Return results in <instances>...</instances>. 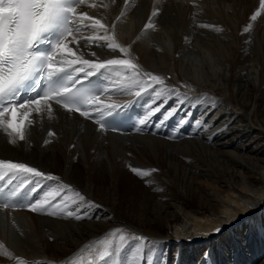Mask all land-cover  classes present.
Here are the masks:
<instances>
[{
	"label": "bare ground",
	"instance_id": "1",
	"mask_svg": "<svg viewBox=\"0 0 264 264\" xmlns=\"http://www.w3.org/2000/svg\"><path fill=\"white\" fill-rule=\"evenodd\" d=\"M260 4L85 0L81 12L106 30L89 27L67 37L60 59H127L138 68L109 66L110 91L95 101V119L48 101L40 112L33 106L0 117V159L59 177L8 175L18 189H39L34 203L44 210L0 206V261L132 264L133 254L134 264H264ZM110 43L119 47L113 51ZM127 102H137L157 130L170 128L129 135L102 130L98 115ZM13 121L25 140L5 130Z\"/></svg>",
	"mask_w": 264,
	"mask_h": 264
},
{
	"label": "snow or ice",
	"instance_id": "2",
	"mask_svg": "<svg viewBox=\"0 0 264 264\" xmlns=\"http://www.w3.org/2000/svg\"><path fill=\"white\" fill-rule=\"evenodd\" d=\"M84 4L85 0H0V101L14 100L22 93L33 92L39 98L26 99L19 104V107L35 105V111L40 112L42 101L54 100L57 105L66 108L70 113L79 112L81 116H88V112L81 111L79 107L75 106L88 104L94 98L89 96L82 87L77 88V85H81L83 80L93 77L101 69L109 68V66L137 70L138 66L127 59H108L102 63H94L90 60H68L64 61L65 67H54L57 62V53H61L67 48L65 44L67 37L72 36L75 39L77 32L89 27L93 31L106 30V25L99 19L93 20V17L86 12H78V9ZM260 6L264 8V0H261ZM153 15H157V13H153ZM257 15L259 13L254 14L251 19L256 20ZM89 21H92L91 25H89ZM148 27H151V23ZM200 27L207 28L210 25L202 24ZM244 31L247 32L248 28H245ZM88 39L103 40L104 37H88ZM44 46H47L48 51L41 50ZM107 47L115 51L119 46L110 43ZM119 51L123 53L126 49L119 48ZM76 63H82L87 69H95V72L86 70L85 67L73 68L72 65ZM73 73H83V79H74ZM147 75L151 77L153 83H164V80L157 75L151 73H147ZM45 79L49 82V90L41 96L39 81ZM143 90L142 88L135 95L139 97ZM104 91L107 92L108 89ZM156 95L159 96L160 93L157 92ZM10 108L15 116L13 105L0 111V116H4ZM48 111H51L50 107ZM155 111L159 112L160 108L157 107ZM172 114L169 112L168 116ZM140 123L144 124L145 121L141 120ZM8 129H11L10 134H15L21 141L25 140L21 125L14 121L8 122L5 125V130ZM0 166L19 173H30L37 178L59 179L52 175L46 176L44 172L24 163L0 160ZM130 171L137 175L141 174L140 169L136 167H131ZM38 190L35 187L31 189L33 193ZM77 194L79 195V193ZM84 199V196H80V200ZM29 210L39 213L44 209L42 205L31 203ZM68 215L72 216L73 213L68 212ZM76 218L80 219L81 217L77 216ZM216 231L219 232L220 229L218 228ZM103 255H107V253ZM103 255L101 259H103Z\"/></svg>",
	"mask_w": 264,
	"mask_h": 264
},
{
	"label": "rangeland",
	"instance_id": "3",
	"mask_svg": "<svg viewBox=\"0 0 264 264\" xmlns=\"http://www.w3.org/2000/svg\"><path fill=\"white\" fill-rule=\"evenodd\" d=\"M127 186L130 187L129 184H127ZM129 194H130V193H129ZM244 231H245V230H244ZM244 231H243V232H244ZM245 233H246V232H245ZM245 233H244V234H245ZM95 246H97V245H95ZM135 257H136V255H134V256H133V254H132V255H129V258H128V259H129L130 263L134 264V262H135V260H136ZM131 259H132V260H131ZM107 261H109V259H105V260H104V262H106V263H107Z\"/></svg>",
	"mask_w": 264,
	"mask_h": 264
}]
</instances>
